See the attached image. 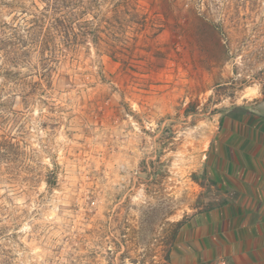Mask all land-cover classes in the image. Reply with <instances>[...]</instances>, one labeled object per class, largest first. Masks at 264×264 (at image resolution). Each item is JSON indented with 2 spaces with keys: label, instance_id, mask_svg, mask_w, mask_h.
<instances>
[{
  "label": "rangeland",
  "instance_id": "1",
  "mask_svg": "<svg viewBox=\"0 0 264 264\" xmlns=\"http://www.w3.org/2000/svg\"><path fill=\"white\" fill-rule=\"evenodd\" d=\"M133 4L119 38L80 46L6 97V264H162L174 223L219 201L207 165L221 118L240 121L237 105L264 114V0ZM175 246L171 264H184Z\"/></svg>",
  "mask_w": 264,
  "mask_h": 264
},
{
  "label": "trees",
  "instance_id": "2",
  "mask_svg": "<svg viewBox=\"0 0 264 264\" xmlns=\"http://www.w3.org/2000/svg\"><path fill=\"white\" fill-rule=\"evenodd\" d=\"M105 4L111 7L105 8ZM122 13L132 17L140 14L133 0H0V77L4 78L0 83V111L7 107L9 100L6 97L13 95L11 91L25 92L31 83L25 77H53L58 63L76 53L80 46L99 48L111 34L119 38L117 25L122 23L117 17L121 18ZM20 96L24 102L29 100L26 94ZM10 109L16 113L14 108ZM230 114L235 120H243L255 111L237 105ZM260 116L264 119V114ZM224 118H221V125ZM9 137L6 134L0 145L9 143L15 147L14 142L7 140ZM15 154L19 155L18 152ZM54 177V171L50 172L47 184L52 185ZM185 223V219L174 223L172 233L165 241L167 249L162 264H171L172 247ZM10 252L1 248L0 264L7 263Z\"/></svg>",
  "mask_w": 264,
  "mask_h": 264
},
{
  "label": "crops",
  "instance_id": "3",
  "mask_svg": "<svg viewBox=\"0 0 264 264\" xmlns=\"http://www.w3.org/2000/svg\"><path fill=\"white\" fill-rule=\"evenodd\" d=\"M209 163L219 201L185 223L173 257L184 264H264V119L251 114L224 123Z\"/></svg>",
  "mask_w": 264,
  "mask_h": 264
}]
</instances>
